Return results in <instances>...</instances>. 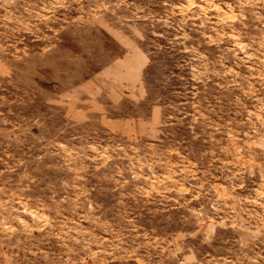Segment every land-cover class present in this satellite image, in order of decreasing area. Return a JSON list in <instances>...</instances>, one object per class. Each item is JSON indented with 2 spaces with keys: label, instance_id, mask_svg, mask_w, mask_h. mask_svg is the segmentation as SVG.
I'll return each mask as SVG.
<instances>
[{
  "label": "rangeland",
  "instance_id": "obj_1",
  "mask_svg": "<svg viewBox=\"0 0 264 264\" xmlns=\"http://www.w3.org/2000/svg\"><path fill=\"white\" fill-rule=\"evenodd\" d=\"M0 264H264V0H0Z\"/></svg>",
  "mask_w": 264,
  "mask_h": 264
}]
</instances>
